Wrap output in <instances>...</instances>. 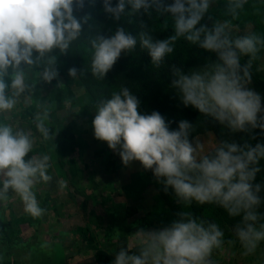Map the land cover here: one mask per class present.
I'll use <instances>...</instances> for the list:
<instances>
[{
	"label": "clouds",
	"instance_id": "9594fccd",
	"mask_svg": "<svg viewBox=\"0 0 264 264\" xmlns=\"http://www.w3.org/2000/svg\"><path fill=\"white\" fill-rule=\"evenodd\" d=\"M85 3L0 0V205L19 197L24 211L36 219L45 213L38 185L53 181L54 161L49 154H34L36 136L10 122V114L26 93L33 95L36 84L29 82L30 72L38 71L45 82L58 76V55L69 52L82 38V25L89 19H78L74 5L82 9ZM221 3L224 15L236 19L248 0H103L104 13L117 22L140 13L149 19L167 15L172 34L156 39L142 20L136 36L124 27L108 37L89 36L92 76L104 80L122 53L128 55L137 47L147 51L152 65L159 68L175 53L177 42L186 41L214 53L216 60L188 74L173 69L172 87L183 105L231 133L264 132V97L248 87L253 79L251 61L264 50V34H240L227 19H215L211 27L204 23L206 17L212 20V5ZM69 75L77 77V69L71 68ZM140 105L127 86L95 102L94 136L109 149H119L125 166L138 161L150 170L165 192L172 190L183 210L168 226L136 231L131 235L133 244L121 247L113 264H216L213 253L226 243L225 233L219 224L186 210L194 204L214 205L237 218L236 240L245 255L254 254L264 243V177L257 180L264 172V142L253 146L223 139L206 148L194 139L195 125L188 120L171 129L161 113H144ZM40 108L34 123L40 143H47L56 133L48 126L46 106ZM57 183L67 188L66 181ZM0 264H4L2 255Z\"/></svg>",
	"mask_w": 264,
	"mask_h": 264
},
{
	"label": "trees",
	"instance_id": "16d2710c",
	"mask_svg": "<svg viewBox=\"0 0 264 264\" xmlns=\"http://www.w3.org/2000/svg\"><path fill=\"white\" fill-rule=\"evenodd\" d=\"M223 10L222 3L213 4L212 20L206 17L203 22L211 27L213 20L227 19L233 29L240 34L245 32L264 34V0H248V4L236 19L226 17ZM74 15L81 20L85 16L89 17L82 25V38L69 52L58 55L56 67L59 74L51 82H45L39 77L38 71L29 73V82L36 84L33 95L26 93L13 113L14 118L21 120L22 128L32 132L39 140L34 117L41 110V105L46 106L49 112L48 126L53 135L55 133L56 135L53 141L42 143L39 150L35 148L34 154H49L54 161L52 169L58 171L70 183L81 180L85 175L77 156L85 163L93 161L95 171L92 174L101 179L95 189L101 187L104 192L111 194L104 195L105 198L117 196L124 204L135 205L101 206L106 209L110 217L109 225L106 226L102 236L98 230L99 227L94 229L93 225L104 224L103 218L97 219L94 213L96 210L87 206V200L84 206H81L86 224L76 228L74 232L78 237L73 238L71 245L76 248L77 241H81L95 264H113L121 247L130 244L131 233L141 228L151 231L168 226L178 218V214L183 209L172 190L165 192L163 185L150 170H145L138 161L130 162L125 166L119 155V149L113 151L109 149L106 142L95 138L92 125L95 102L110 96L112 91H118L122 86H127L140 99L142 112L151 114L153 111H158L170 123L171 129L178 128L179 121L184 119L195 125L193 137L204 143L206 148H211L216 141L223 139H234L238 143L247 142L254 146L257 142H264V132L256 129L252 133H231L212 118H205L192 106L183 105L177 91L172 87V81L176 78L173 75V69L177 68L188 74L216 60L214 53L190 46L186 41L177 42L175 53L167 57L165 64L159 68L152 65L147 51L137 47L133 53L128 55L122 53L104 80H98L92 76L89 36L108 37L117 27H124L136 36L141 31L143 20L152 31L154 38L164 39L172 34L171 20L167 15L164 17L154 15L149 19L140 13L132 17L130 21L122 19L117 22L104 13L103 0H95L94 3L86 0L82 9L74 5ZM251 63L253 79L248 87L264 97V50ZM71 68L77 69V77L73 78L69 75ZM39 71L42 72L43 69ZM253 136L256 138L252 139ZM261 177H264V172L258 174L257 180L259 181ZM113 187L112 192L110 189ZM50 193L49 190L43 192L37 190V195L44 198L41 207L45 210L50 209L48 207L51 205ZM9 208L8 210L15 216L7 219V222L4 216L0 218V235L3 238L0 239L3 246L0 255L3 256L4 264H32L25 259L19 260L13 257L15 252H21L25 248H32V252L30 251L27 255L29 258L32 255L38 257L39 261L33 264H71L74 256L70 254L75 250L69 249L67 242L62 241V236H59L57 242L50 241V238L42 241L38 233L32 237L37 238L39 241L37 243H25L19 240L18 237L23 234L22 226L27 228L35 223L39 224L43 216L36 219L28 215L24 207L19 213L15 211L14 206ZM186 210L219 224L225 233L226 243L223 247L236 249L241 247L233 231L238 220L230 217L224 209L214 205L194 204ZM118 211L126 213L127 219H125L128 223L129 220L139 217L137 221L128 224L130 232H123L122 229L126 223L119 222ZM3 219L5 223H2ZM101 238L102 242H100ZM227 241H234V243H227ZM129 254H133L132 251Z\"/></svg>",
	"mask_w": 264,
	"mask_h": 264
},
{
	"label": "rangeland",
	"instance_id": "374dc122",
	"mask_svg": "<svg viewBox=\"0 0 264 264\" xmlns=\"http://www.w3.org/2000/svg\"><path fill=\"white\" fill-rule=\"evenodd\" d=\"M40 80V78H39ZM31 106V105H30ZM32 107V106H31ZM49 110H51V107H49ZM10 121L12 123L16 124L17 126L22 128V122L20 119L14 118V113L10 114ZM40 146H42V143H40V140L36 141V149H40ZM77 156V155H76ZM79 164L81 168L84 170L85 175L84 178L81 180L70 183L64 179V177L56 170L51 169L50 174L53 175L54 179L50 184H41L38 185V191H50V198H51V205L48 207L49 210L46 209L45 213L43 215L42 222L39 224L35 223L32 226H29L27 228H24L22 226V232L23 234L19 236V240H22L23 242H32L37 243L39 242L37 238H32L37 233L40 234V240H46L47 238H50V241L57 242L59 236H62V241L64 240L66 245L69 246L70 250H75L71 252V256H74L72 259L71 264H95L92 260L91 256L88 254L86 249H84V245L81 244V241H77L78 245H76V248H74L71 244L73 242V238L78 237L76 233L74 232L77 227L85 226L86 221L83 218L84 212L81 206H84L86 203V200L88 202L87 206L93 207L96 211L95 216L98 218H103L104 224L101 225H93V228L96 229L99 227V232L102 236L104 233V230L106 229V226L108 227L110 222V217L108 213H106V209L102 208L101 206H135L130 203H123L119 200V197L112 196L111 198H105L104 195H111L106 192H104V189L101 187L99 189H95V187L101 182V179L99 177H94L93 172L95 171V163L93 161L83 162L79 156ZM58 180H63L67 182V188L61 189L57 183ZM109 181V180H108ZM112 192L114 190V187L110 189ZM12 194L11 191L9 193ZM38 196V195H37ZM38 199L40 201V206L42 205V202L44 201V198L42 196H38ZM123 200V199H122ZM107 201V203L105 202ZM9 206H14L16 209L15 211L19 213L23 206L22 202L20 201L19 197H13L11 201L7 202L4 205H0V218L4 216L5 221L7 219L12 218L14 213L8 209ZM55 206V207H53ZM58 206V207H57ZM118 220L120 223H126L125 227L122 229L124 233L130 232L128 229V224L133 223L134 221H137L139 217L133 218L128 221L126 213L125 212H119L118 211ZM15 216V215H14ZM126 218V219H125ZM4 219L2 223H5ZM7 222V221H6ZM118 226L119 223H118ZM134 233H131L129 236L130 244H133L132 236ZM100 236V237H101ZM0 239H3L0 235ZM80 240V239H79ZM103 239H100V242H102ZM263 245H260V247L257 249V251L252 255H245L244 249L242 247L240 248H234V247H228V248H221L218 251H214L213 258L216 261V264H264V243ZM2 243L0 242V252L2 248ZM27 247V246H26ZM32 248L24 249L21 252H15L13 254L14 258H17L19 260L25 259L30 263L38 262V257H35L32 255L30 258L27 256L28 253L31 251ZM32 252V251H31ZM26 257V258H25Z\"/></svg>",
	"mask_w": 264,
	"mask_h": 264
}]
</instances>
